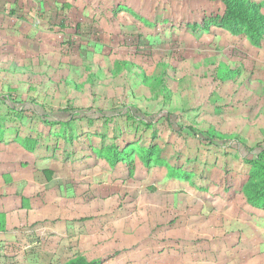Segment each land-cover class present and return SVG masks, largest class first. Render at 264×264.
Instances as JSON below:
<instances>
[{
	"label": "rangeland",
	"instance_id": "obj_1",
	"mask_svg": "<svg viewBox=\"0 0 264 264\" xmlns=\"http://www.w3.org/2000/svg\"><path fill=\"white\" fill-rule=\"evenodd\" d=\"M186 13L166 0H0V264H264V210L180 167L247 173L246 151L163 118L91 116L135 106L248 147L264 139V104L233 70L247 58L264 83V48L188 29Z\"/></svg>",
	"mask_w": 264,
	"mask_h": 264
},
{
	"label": "trees",
	"instance_id": "obj_2",
	"mask_svg": "<svg viewBox=\"0 0 264 264\" xmlns=\"http://www.w3.org/2000/svg\"><path fill=\"white\" fill-rule=\"evenodd\" d=\"M166 1H176L183 4L187 13L184 18L186 22L184 27L190 28L193 31H204L207 30L209 25H214L217 27H222L228 29L231 33L239 35L245 34L251 43L260 48H264V7L252 0H166ZM251 65L247 58L243 59L241 62L233 67L235 74L237 75L235 81L239 80L238 83L244 88L245 91L253 93L256 98L264 104V83L259 81H252L251 76L254 74L255 66ZM160 71L163 69L161 81L163 84L166 83V70L168 65L159 63ZM254 65V64H253ZM232 69L229 68V71ZM215 81H220L218 75L213 76ZM1 100H6L4 97H0ZM13 103V104H12ZM10 106L13 109H21L18 105L25 107V103L10 102ZM36 105L29 106L30 110L36 113L45 122H65L59 119H54L48 117L50 113H47L41 108L40 111L35 109ZM125 108V109H124ZM120 110H99L92 111L95 113L91 116L93 118H112L114 116H122L124 118L129 117L145 125H151L160 118L164 119L167 123L168 128L180 134L187 128L190 133L198 139V141L206 146H212L216 148L229 147L239 154L242 151H246L248 156H242L244 161L249 165V170L247 173L236 172L227 168L222 170L216 168H206L199 166L196 162H188L181 160L180 167L183 169V177H188L186 172H194L198 176L205 179L206 182L211 183L212 186L218 189L220 195L223 197L230 198L233 194L234 188L240 187L243 194L245 195L248 203L253 207H258L264 210V139L252 147L246 146L238 138L224 140L222 136H216L208 134V132L200 129L193 128L191 126L184 127L178 124L172 119L173 115L170 113L158 112L153 115H145L138 107H124ZM25 109V108H24ZM76 111V110H75ZM68 116L66 119H74V110H68L66 112ZM82 114V113H81ZM90 116V117H91ZM131 133L133 137H136L139 133L136 128ZM131 129V128H130ZM129 132V128H127ZM141 137L146 140L148 138L147 131L142 132ZM227 141L228 143H226ZM115 150L113 154H116ZM250 156V157H249ZM111 158V157H110ZM113 162V161H112ZM80 264H87L81 260ZM89 264H94L89 263Z\"/></svg>",
	"mask_w": 264,
	"mask_h": 264
}]
</instances>
